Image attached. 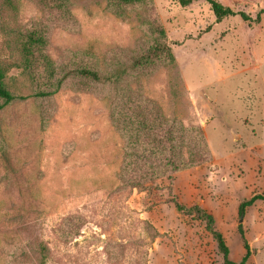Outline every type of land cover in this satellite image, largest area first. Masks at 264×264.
Returning <instances> with one entry per match:
<instances>
[{
  "label": "rangeland",
  "instance_id": "rangeland-1",
  "mask_svg": "<svg viewBox=\"0 0 264 264\" xmlns=\"http://www.w3.org/2000/svg\"><path fill=\"white\" fill-rule=\"evenodd\" d=\"M216 1L237 15L218 21L204 0L187 7L147 0L121 16L108 0L74 1L65 15L36 0H12L13 9L0 0V66L16 97L0 111V264H224L206 223L178 214L174 201L224 214L215 228L230 260L246 254L242 231L247 264H264V201L241 226L237 221L240 204L264 194V0ZM32 31L46 40L40 70L56 79L61 65L104 69L114 56L130 59L165 41L174 63L163 61L127 82L168 117L200 126L213 160L176 174L173 187L162 179L149 191L117 193L125 154L111 121L115 102L99 86L36 100L18 43ZM247 97L252 106L245 113ZM70 214L84 221L68 239L58 226Z\"/></svg>",
  "mask_w": 264,
  "mask_h": 264
},
{
  "label": "trees",
  "instance_id": "trees-1",
  "mask_svg": "<svg viewBox=\"0 0 264 264\" xmlns=\"http://www.w3.org/2000/svg\"><path fill=\"white\" fill-rule=\"evenodd\" d=\"M4 1L8 8L13 9L12 0ZM74 1L77 0H36V4L44 10L52 13L60 11V14L65 15L68 11L67 6ZM146 1L108 0V3L110 9L120 8L121 16L123 8L143 4ZM194 1L197 0H178L182 7H187ZM204 1L211 6L218 21L237 15L231 8L216 0ZM239 15L245 22L254 21L244 13ZM260 16L259 13L255 22L260 21ZM18 43L23 72L36 85L33 94L36 100L43 102L55 97L61 91L71 89L88 92L95 86L109 91L105 94L107 99L115 102L111 115L112 125L124 140L125 155L115 174L118 181L115 190L117 193L129 189L149 191L162 179L169 180L173 187L176 174L213 160L212 151L200 126L185 127L178 118L168 117L156 101L144 97L140 88L133 90L127 82L129 77L137 72L148 69L156 71L163 61L174 63L165 41L130 59L114 56L113 62L106 64L107 67L104 69H100L99 66L84 65L82 62L61 65L62 73L58 79L53 74L49 75L40 70L39 53H43L46 45L42 34L37 31L28 32L18 38ZM46 75L49 76L44 79ZM6 78L7 70L0 66V99L3 101V104H0V111L16 100L7 87ZM110 90L114 92L113 97L110 95ZM256 201H264V194H255L240 204L238 216L241 222L245 218L247 209ZM173 204L178 214L189 216L195 214L198 220L206 223L207 231L215 239L218 250L224 258V264L248 263L251 256L250 246L242 231L240 232L246 254L237 263L230 260V249L224 236L216 230L215 219L211 214L200 206L188 208L177 201ZM83 221L84 218L80 215H66L58 226L60 236L74 238L78 235ZM241 225L242 223L239 226ZM44 249L42 247L41 251L45 252Z\"/></svg>",
  "mask_w": 264,
  "mask_h": 264
},
{
  "label": "crops",
  "instance_id": "crops-1",
  "mask_svg": "<svg viewBox=\"0 0 264 264\" xmlns=\"http://www.w3.org/2000/svg\"><path fill=\"white\" fill-rule=\"evenodd\" d=\"M264 95V94H263ZM249 97H247L246 98V100L247 101H245L242 105H243V107H244V110H245V113L249 110V108H251V106H252V104H251V102L249 103L248 101H250L249 99H248ZM252 98V96H250V99ZM254 98H257V97H254ZM253 98V99H254ZM261 102H263V105H264V96H262L261 97ZM250 104V105H249ZM248 119V118H247ZM244 120V119H243ZM244 124H250V120L248 119V120H244ZM255 177L253 176V179H254ZM246 185V184H245ZM243 186V187H246V186ZM246 189V188H245ZM247 190V189H246ZM257 194H262V193H257ZM255 194H251V196H249V198L248 199H250L251 197H253ZM248 199H245V200H248ZM257 202H259V201H257ZM257 202H255L250 208H248L247 209V212H246V215H245V218L243 219V221L241 222L240 221V219H239V217H237V221H238V223H242L243 224V222H244V220L247 218V215L249 216V214H248V211H249V209H252L254 206H255V204L257 203ZM205 209H207V210H209L208 208H207V206H206V208ZM214 212H212V215L214 216V218H215V221H216V223H218V221H219V218H222V220H223V215L224 214H221L220 213V215H219V217H218V215H216V214H213Z\"/></svg>",
  "mask_w": 264,
  "mask_h": 264
}]
</instances>
